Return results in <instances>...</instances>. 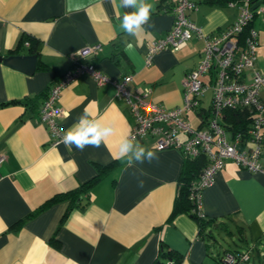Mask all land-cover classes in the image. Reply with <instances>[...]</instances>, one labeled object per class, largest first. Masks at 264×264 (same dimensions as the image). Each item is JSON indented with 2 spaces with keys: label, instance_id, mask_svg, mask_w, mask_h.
Wrapping results in <instances>:
<instances>
[{
  "label": "crops",
  "instance_id": "0c3cea01",
  "mask_svg": "<svg viewBox=\"0 0 264 264\" xmlns=\"http://www.w3.org/2000/svg\"><path fill=\"white\" fill-rule=\"evenodd\" d=\"M148 2L154 5L149 22L130 36L120 30L119 20L131 9L118 7L119 0H72L85 6L73 14H66V0H0V55H37L30 74L0 61V153L5 155L0 264H151L161 249L178 264H221L219 256L227 249L249 253V260L238 264H264V171L225 161L202 189L209 231L202 236L189 213L172 215L185 156L174 148H152L149 137L129 139L134 117L112 83L97 84L83 73L58 100L65 132L87 111L90 119L113 127L105 142L83 151L50 143L39 118L43 93L84 47L98 46L83 58L111 78L131 73L130 91H146V98L164 107L181 103L185 73L198 62L204 39L192 35L182 47L159 50L145 64L150 42L163 36L174 19L169 0ZM236 12L227 3L198 0L188 17L212 35ZM252 24L258 30L255 68L264 73V11ZM210 97L207 91L197 108L185 112L192 127L200 126ZM260 97L264 101V85ZM124 138L133 147L120 158ZM140 146L157 159L135 160ZM81 185L87 189L74 203L59 200L33 213L55 194Z\"/></svg>",
  "mask_w": 264,
  "mask_h": 264
},
{
  "label": "built area",
  "instance_id": "2783aa9c",
  "mask_svg": "<svg viewBox=\"0 0 264 264\" xmlns=\"http://www.w3.org/2000/svg\"><path fill=\"white\" fill-rule=\"evenodd\" d=\"M197 1L169 0L173 24L163 36L150 42L144 59L148 65L157 51L180 48L192 35L204 39L198 62L185 73L180 104L164 107L146 98V91H130L127 83L132 79L131 73L114 79L83 58L98 47L91 46L80 49L72 58L71 67L49 85L40 105L39 118L49 131L51 145H56L63 141L66 133L59 122L63 114L58 105L62 89L83 73L97 84L112 83L134 117L129 139L149 137L153 140L152 148H174L188 157L204 154L206 164L189 188L193 209L203 217L202 189L212 183L227 159L249 171H264V101L260 97L264 73L255 68L258 30L252 24L255 15L264 11V3L260 0L252 7L259 0H228L229 6L236 7L235 17L218 33L207 35L188 17V12L197 8ZM207 91L211 92V97L206 114L200 126L192 127L185 112L197 108ZM230 109H247L251 119L245 129H233L226 121V111ZM4 158L0 153V163ZM248 260L247 251L227 249L219 256L221 264ZM168 264L177 263L169 260Z\"/></svg>",
  "mask_w": 264,
  "mask_h": 264
},
{
  "label": "clouds",
  "instance_id": "9594fccd",
  "mask_svg": "<svg viewBox=\"0 0 264 264\" xmlns=\"http://www.w3.org/2000/svg\"><path fill=\"white\" fill-rule=\"evenodd\" d=\"M118 7L123 9H131L125 11L119 20V28L127 35L134 36L141 31L143 26L147 24L151 18V12L154 7L148 0H119ZM83 4H74L72 0H66V14H73L84 10ZM128 48L132 45L129 43ZM113 133L111 125H103L99 119H90L87 111L79 118L78 122L69 128L64 137L63 143L67 148L73 146L83 151L88 146L99 147ZM132 141L124 138L119 146V156L124 158L132 151ZM135 160L143 163L147 160L149 163L153 159H157L155 153L140 146L134 153Z\"/></svg>",
  "mask_w": 264,
  "mask_h": 264
},
{
  "label": "trees",
  "instance_id": "16d2710c",
  "mask_svg": "<svg viewBox=\"0 0 264 264\" xmlns=\"http://www.w3.org/2000/svg\"><path fill=\"white\" fill-rule=\"evenodd\" d=\"M227 1L228 0H211L212 3L216 4H225ZM262 2L264 3V0H262ZM46 93V91L43 93V98L45 97ZM31 101L32 102L25 100L24 103L28 104L29 106H32L35 104V100ZM250 119L251 115L247 111V109H230L226 111V121L231 123L233 129H245ZM205 164L206 157L204 156V154H199L196 157L185 156V160L183 162V169L179 178L178 194L175 199V203L172 210V215L181 211L189 213L200 225L201 228L199 230V233L204 237L208 236L209 234V231L206 229V224H208V220H205L204 216L199 217L194 211L193 202L189 198V188L192 182L195 181L196 178L199 176L200 171ZM99 170L97 171V175L93 177V179L100 174ZM86 189V186L84 187V185H81L75 189L55 194L54 196L45 200L41 205H39L33 211V213L41 211L53 202L59 200L70 199V201L74 203L80 193L82 191H85ZM169 260H172L173 262L177 263V260L172 259V256L169 254V252H165L163 249H161L158 257L155 258L151 264H168Z\"/></svg>",
  "mask_w": 264,
  "mask_h": 264
},
{
  "label": "water",
  "instance_id": "95a60500",
  "mask_svg": "<svg viewBox=\"0 0 264 264\" xmlns=\"http://www.w3.org/2000/svg\"><path fill=\"white\" fill-rule=\"evenodd\" d=\"M260 2L257 1L252 5V7L256 6ZM0 61L4 64L9 65L11 67L21 69L26 73H32L36 67L37 55L35 53H27V54H15L11 53L8 55H0Z\"/></svg>",
  "mask_w": 264,
  "mask_h": 264
},
{
  "label": "rangeland",
  "instance_id": "374dc122",
  "mask_svg": "<svg viewBox=\"0 0 264 264\" xmlns=\"http://www.w3.org/2000/svg\"><path fill=\"white\" fill-rule=\"evenodd\" d=\"M259 14H260V13H259ZM256 16H258V14H257V15H255V17H256ZM206 96H207V95H206Z\"/></svg>",
  "mask_w": 264,
  "mask_h": 264
}]
</instances>
